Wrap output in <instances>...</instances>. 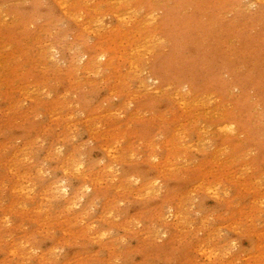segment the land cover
Instances as JSON below:
<instances>
[{
	"label": "rangeland",
	"instance_id": "374dc122",
	"mask_svg": "<svg viewBox=\"0 0 264 264\" xmlns=\"http://www.w3.org/2000/svg\"><path fill=\"white\" fill-rule=\"evenodd\" d=\"M183 2L191 29L212 21L209 0ZM177 3L0 0V264H264V1H218L242 35L220 69L192 54L190 79Z\"/></svg>",
	"mask_w": 264,
	"mask_h": 264
},
{
	"label": "bare ground",
	"instance_id": "6f19581e",
	"mask_svg": "<svg viewBox=\"0 0 264 264\" xmlns=\"http://www.w3.org/2000/svg\"><path fill=\"white\" fill-rule=\"evenodd\" d=\"M209 1L212 2L213 6H214L213 7L214 12L212 13V21L208 22V23H204L201 27H196V28H192V29L190 28L191 27V24H190L191 17L186 15V12L183 10V7L187 6V5H190L192 7H196L193 2H183V0H178L177 6L174 8H171L168 5H166L168 7L167 8L168 11L170 12L169 17H171V18L173 17V18H176L177 20L181 21L182 25L185 27V34H184L185 38L181 41L182 45L179 44L178 48L176 49L177 52H176L175 58L176 59L179 57L181 58L182 56L185 57L184 67L179 70V73L181 76H183L187 79L194 78L193 73H190V67H191V63H192L191 61H193L192 54L195 57L204 55V58L201 61L202 62L201 65L203 68L209 67V68L213 69L212 66L214 65V62L217 65V69H220V67L225 65V63L228 64L230 62V59L233 58L231 56V54L228 53V51H220L222 55H220L219 54L220 52H219L217 54L218 55L217 56L216 50H218V48H219V50H221V46L223 45L224 42L227 41V39L229 37L237 36L236 34H239L242 31V27L245 24L244 22L246 21L245 18H241L237 23H233V21L230 22L224 16L223 11L220 9V6L218 4L219 0H209ZM258 1H264V0H258ZM234 3L236 4V6H234V9H239L238 5L236 3V0H234ZM239 3L240 2H238V4ZM246 12H248V11H246ZM199 14L201 16L202 15L204 16L206 14V10L204 8H200L199 10L196 9V11L193 12L192 16H193V18H195V16L199 15ZM257 18L260 19L261 21H264V10L262 12H260L259 15H257ZM96 23L99 27L98 31L103 32V30H104L103 18H101V17L97 18ZM171 24H173L172 21H171ZM223 38H225V39H223ZM243 38L246 40V42L248 44H251L252 46H256L253 37H251L249 34H243ZM52 49L53 48H49L47 52L43 51L41 53V58L44 60L49 59L50 61L53 62L54 66H56L57 65L56 57H55L56 52L52 51ZM187 50L190 51V53H191L189 55V58L184 56V52ZM174 54H175V52L174 53L172 52L171 54L163 55L162 57H160L158 59V61L156 62L157 63L156 69L158 71H161V69L164 66H172V65L176 66L177 64L174 63L175 59H173ZM217 57L220 58V61L218 59H216ZM97 58L99 59V56H95V57L91 58V60L89 62L90 67L88 69L94 67L95 63H97L96 62ZM215 60H218V62H216ZM71 65H72V69H74V70L76 68L78 69V67H77L78 61H77L75 56L72 57V64ZM250 69H252V68H250ZM201 70H203V69H201ZM167 73L173 74L174 73L173 68H169L167 70ZM167 77L170 78V77H172V75H168ZM111 156H112V154H111ZM58 163L60 166L63 164L62 170L65 171V175L74 171L78 176H81L82 179L86 178V176L82 172V166H81L80 161H74L72 159H68L67 161H63V162H62V160L61 161L59 160ZM29 165H31V164H29ZM30 171H33V172L25 173L24 174L25 176L22 178H19V179L20 180H26L25 183H29V186L32 187V185L34 186L36 184V182H34V179L43 178L44 171H45L44 166H43V161H40V159H37L36 161L32 162ZM64 183H65L64 180L62 182L58 181L56 183V186L53 187L51 189V191H53V194L56 197L62 198L63 201H65L67 203H72V205L76 206L81 201V200H79L80 198L78 199V202H77V200L72 201V199L70 198V194L67 190L68 188H67V186H64ZM79 190L80 191L82 190V186ZM151 193L153 194V192H151ZM75 195L77 197V194H75ZM78 195H79V192H78ZM215 196L217 198H219L218 194H216ZM169 213L173 216L179 217V215L174 213L172 209L169 210ZM102 220H103V218H102ZM39 258L43 259L42 256H40Z\"/></svg>",
	"mask_w": 264,
	"mask_h": 264
}]
</instances>
